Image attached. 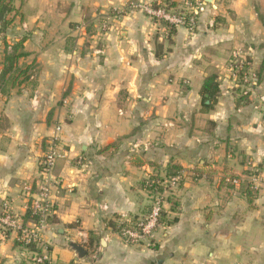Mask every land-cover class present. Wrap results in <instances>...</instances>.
Wrapping results in <instances>:
<instances>
[{
  "label": "crops",
  "instance_id": "obj_1",
  "mask_svg": "<svg viewBox=\"0 0 264 264\" xmlns=\"http://www.w3.org/2000/svg\"><path fill=\"white\" fill-rule=\"evenodd\" d=\"M156 1L13 0L0 43L5 53V40L24 39L18 64L31 70L0 89V218L9 202L34 227L23 188L42 179L61 127L48 178L55 215L41 232L54 264H264V0H207L195 31L172 34L131 7ZM236 56L257 75L247 101ZM212 75L221 92L204 112ZM151 179L167 184L163 212L152 237L133 243L118 228L150 214ZM32 256L0 222V264Z\"/></svg>",
  "mask_w": 264,
  "mask_h": 264
},
{
  "label": "built area",
  "instance_id": "obj_2",
  "mask_svg": "<svg viewBox=\"0 0 264 264\" xmlns=\"http://www.w3.org/2000/svg\"><path fill=\"white\" fill-rule=\"evenodd\" d=\"M169 0L156 1L157 7L153 4L132 3L131 7L143 12L147 17L165 22L174 27L185 28L190 32L197 29L202 14L206 11L207 0H181L179 6L170 7ZM172 1V0H171ZM173 0L172 2H175ZM178 1V0H177ZM176 3V2H175ZM232 71L238 74L248 68L247 75L244 77L246 91L251 92L257 84L256 73L250 71V64L247 58L236 56L231 62ZM264 102V100H263ZM61 138V127H56L47 142V148L40 162L42 179L35 185L26 184L23 191L26 196L31 198L29 209L38 217L33 228H26L23 223L13 214L11 205L6 202L3 205L0 222L6 229H12L19 234V240L28 249L34 247L37 251L33 252L30 264H54L47 249H42V227L48 220L55 215V202L52 196V189L56 183L49 180V176L55 168L59 153V142ZM182 181L181 174L170 179V185L176 186ZM165 199L163 195H156L150 214L139 223L136 229L127 228L123 230V235L133 243L152 237L159 224L163 212Z\"/></svg>",
  "mask_w": 264,
  "mask_h": 264
},
{
  "label": "trees",
  "instance_id": "obj_3",
  "mask_svg": "<svg viewBox=\"0 0 264 264\" xmlns=\"http://www.w3.org/2000/svg\"><path fill=\"white\" fill-rule=\"evenodd\" d=\"M153 6L157 7L156 3H152ZM168 4L170 7L176 6L174 2L170 3L168 1ZM15 11V7L13 5V0H0V36L6 37V33L9 29V27L13 24V19L9 18V15L12 14ZM162 22V21H161ZM164 23V22H162ZM169 28L170 34L174 32V26H171L167 23H164ZM6 39V38H5ZM5 43V53L3 57V63H2V69L0 71V89L1 86L10 83H16L19 81L20 78H27V75H29L31 67H20L19 61L26 57L27 54L24 53V39L18 41L17 43L13 45H8ZM10 48V50H9ZM157 57L161 58L160 53H157ZM248 68H244L239 74H238V81L240 85L244 86V89L241 91V99L248 100L250 96V92L247 93V89L244 83V77L247 75ZM220 84L218 82V76L212 75L208 77L202 88V108L204 112H210L212 111L215 106L217 105L218 98L220 96ZM170 170L172 171L169 175V183L170 179L173 177H176L181 174V169L178 167H171ZM181 183V182H180ZM148 187V190L152 195H161L164 192V189L166 188L167 184H164L163 180L160 179H151L146 185ZM168 186H171L168 184ZM26 219H31L33 222L38 221V217L32 213V211L29 209L27 214L25 215ZM50 220V219H49ZM48 220V221H49ZM128 227V226H127ZM127 227L121 226L118 228L119 232H123ZM90 242H92V239H90ZM30 250L32 252L37 251L34 247H30Z\"/></svg>",
  "mask_w": 264,
  "mask_h": 264
},
{
  "label": "water",
  "instance_id": "obj_4",
  "mask_svg": "<svg viewBox=\"0 0 264 264\" xmlns=\"http://www.w3.org/2000/svg\"><path fill=\"white\" fill-rule=\"evenodd\" d=\"M72 248L76 251L79 259H83L86 256V251L83 247L77 244H72Z\"/></svg>",
  "mask_w": 264,
  "mask_h": 264
},
{
  "label": "rangeland",
  "instance_id": "obj_5",
  "mask_svg": "<svg viewBox=\"0 0 264 264\" xmlns=\"http://www.w3.org/2000/svg\"><path fill=\"white\" fill-rule=\"evenodd\" d=\"M9 40L11 41L12 39H9ZM3 56H4V44H3V41L1 40V43H0V71L2 68Z\"/></svg>",
  "mask_w": 264,
  "mask_h": 264
}]
</instances>
